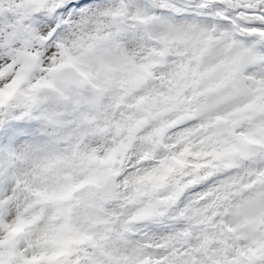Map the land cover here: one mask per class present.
Segmentation results:
<instances>
[{
  "label": "snow or ice",
  "instance_id": "snow-or-ice-1",
  "mask_svg": "<svg viewBox=\"0 0 264 264\" xmlns=\"http://www.w3.org/2000/svg\"><path fill=\"white\" fill-rule=\"evenodd\" d=\"M0 264H264V0H0Z\"/></svg>",
  "mask_w": 264,
  "mask_h": 264
}]
</instances>
